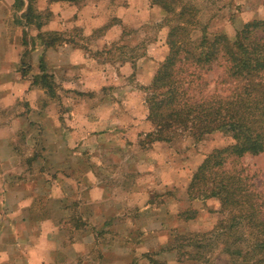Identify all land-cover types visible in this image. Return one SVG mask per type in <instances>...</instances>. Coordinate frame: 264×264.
I'll list each match as a JSON object with an SVG mask.
<instances>
[{"label": "crops", "instance_id": "0c3cea01", "mask_svg": "<svg viewBox=\"0 0 264 264\" xmlns=\"http://www.w3.org/2000/svg\"><path fill=\"white\" fill-rule=\"evenodd\" d=\"M24 2L0 0V264L12 249L16 264L21 255L27 264H130L133 241L122 228L132 230V211L150 207L152 193L166 185L176 190L181 176H160L143 189L140 181L158 173L139 165L133 189L132 123L140 119L126 104L135 99L131 88L151 83L156 69L147 80L145 56L116 65L109 46L126 37L123 25L152 14L157 21L162 9L150 0H36L50 18L27 23ZM236 2L244 3L243 23L264 19V0ZM47 32L64 40L47 46L40 37ZM44 73L55 93L36 82ZM85 100L99 102L85 108ZM162 142L140 150L152 153ZM153 160L157 166L160 158ZM183 202L172 196V212L196 205Z\"/></svg>", "mask_w": 264, "mask_h": 264}, {"label": "trees", "instance_id": "16d2710c", "mask_svg": "<svg viewBox=\"0 0 264 264\" xmlns=\"http://www.w3.org/2000/svg\"><path fill=\"white\" fill-rule=\"evenodd\" d=\"M150 1L180 20L170 25V51L151 83L143 87L152 128L140 144L145 149L156 141L171 142L183 134L196 142L215 131L230 135L233 143L213 149L193 173L187 197L204 204L209 199L218 202L214 209L222 217L209 233L212 243L211 238H217L228 254L225 264H264V194L244 168L234 167V162L247 154H264V19L247 21L233 38L225 32L210 34L203 29L194 40L188 31L194 25L192 4ZM24 3L16 0V7ZM34 3L29 0L24 13L27 23L41 19ZM185 12L190 15L185 17ZM48 33L40 35L47 46L64 40L58 32ZM39 80L51 94L56 92L52 76L44 73L36 78ZM176 240L181 264L193 255L200 260L195 264H212L201 258L202 251L212 245L205 243L204 234H183ZM146 257L153 264H162L149 254Z\"/></svg>", "mask_w": 264, "mask_h": 264}, {"label": "rangeland", "instance_id": "374dc122", "mask_svg": "<svg viewBox=\"0 0 264 264\" xmlns=\"http://www.w3.org/2000/svg\"><path fill=\"white\" fill-rule=\"evenodd\" d=\"M184 4H192L191 10L193 12L192 20H194V25L190 27L188 31L190 37L194 40L201 36L203 29H206L210 34L225 32L229 37L233 38L237 31L246 23H243V18L240 16L244 10V3L240 5L236 0L179 1L180 6ZM155 5L160 7L163 12L159 20H154L153 17H155V14L149 15V20L147 19L148 15L142 16L140 20L133 19L131 21L132 25H123L126 37L109 46V58L114 61L116 65L124 59H132L135 62L137 59H140L139 57L145 56V60L149 65L144 75L147 80H150V74H152L154 69L157 70L156 67L159 66L170 51L168 44L170 25H176L178 20H180L178 16L174 17L173 14L167 15L166 11L161 6L158 4ZM50 15L49 11L41 13V22L43 23L44 20H48ZM189 15L190 12H185V17ZM47 34L49 33L47 32ZM49 37L48 35V38ZM35 41L36 40L32 39L31 42L33 45H35ZM111 69L113 70L112 67ZM131 78L132 80L136 79V77ZM144 86L147 85H137V89L131 88V92L134 94L132 95L135 99L126 104L127 108H131L132 114H134V120L140 119L139 123H135V121L132 123L134 127L133 139L136 143H133L132 147L134 175L133 178L130 179V182L132 181L133 183V189H136L137 186H135L134 183H137L136 180L139 177V171L136 172L135 170H138L140 166L143 172L158 173V176L155 178L140 181L143 189H145V187L146 189H150L152 186L155 187L156 183H158L157 179L160 176H164L165 178L170 176L172 178L175 173H180L181 180L176 190L168 189V185H166L164 191H155L152 193L150 196L152 205L140 212L136 209L133 210L131 213V217L134 221L132 230L122 228V231L129 234L133 241V259L130 264H151L149 258L146 257L148 254L162 264H181L178 261L180 256L179 250L175 248L178 236L200 232V234H204L206 239L205 243L211 244L212 241L210 237L212 235L209 232L213 230L222 215L214 209L219 207L218 202L214 199H209L208 204H204L197 200L196 205L194 204L195 206L193 203L191 206L186 203L185 206L180 209L179 213L172 212L169 200L172 199V196H175L184 204L183 201L186 200V198L188 199L187 193H185L186 180L191 178L207 154L215 148L224 147L233 143L234 140L230 135L221 131L208 134L198 142L188 134H183L176 136L171 142L163 141L161 144L154 147L152 150L153 154L150 152L142 153L140 149L143 148L140 144V140L145 138L147 128H149V130L152 128L148 119L147 121L149 123H146L145 119L148 115V111L146 112L148 108H146V92L143 88ZM138 98L140 99L138 100ZM85 102L86 104L83 102L79 103L85 106V108H88V106L97 104L99 100H94L90 103H87L85 100ZM119 107H122V105L120 104ZM139 134L141 138H139ZM90 156H95V154L91 153ZM155 157L158 159L160 158L157 162V166L151 164L154 162L153 159ZM234 167L237 169L244 168L245 174L256 184L257 189L264 194V154L256 156L247 154L240 160L234 162ZM143 189L142 191H144ZM195 213L196 216L194 218H186V216ZM191 222L194 224L191 225ZM139 238L143 240V244H138L137 240ZM211 239L214 240L212 245H208L207 249L202 251L201 258H203V260L209 259L212 264H225L229 259L228 254L222 250V245L218 243L217 238L213 237ZM11 241H13V238ZM188 249L191 250L192 248L189 247ZM145 250L148 251L144 252ZM11 252L14 253L15 257L16 254L14 249H12ZM21 253L23 252H20V254ZM193 254H195V250ZM14 257L9 256L8 259L10 261L1 264H16ZM110 258L111 257L108 259ZM20 259L18 264H27V258L21 255ZM192 259H185V264L200 263V260L194 259V255Z\"/></svg>", "mask_w": 264, "mask_h": 264}]
</instances>
